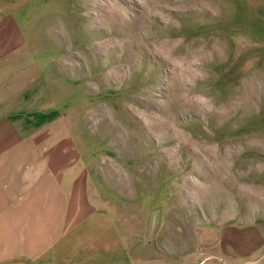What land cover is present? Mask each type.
<instances>
[{
  "label": "rangeland",
  "instance_id": "374dc122",
  "mask_svg": "<svg viewBox=\"0 0 264 264\" xmlns=\"http://www.w3.org/2000/svg\"><path fill=\"white\" fill-rule=\"evenodd\" d=\"M13 2L29 114L73 210L105 211L135 264L210 262L219 221L257 212L245 42L264 0Z\"/></svg>",
  "mask_w": 264,
  "mask_h": 264
},
{
  "label": "crops",
  "instance_id": "0c3cea01",
  "mask_svg": "<svg viewBox=\"0 0 264 264\" xmlns=\"http://www.w3.org/2000/svg\"><path fill=\"white\" fill-rule=\"evenodd\" d=\"M15 9L21 5L0 0V264H135L136 250L125 249L105 211L73 210L69 180L62 184L54 154L45 157L38 117L29 114L24 74L28 42ZM257 15L245 42L246 97L251 93L252 115L259 116L249 129L259 142L250 150L251 155L260 153L262 177L260 187L251 183L246 191L257 212L246 217V228L219 221L213 242L219 254H212L210 262L185 258L175 264H264V12ZM169 235L161 244L171 251L176 243L174 233ZM181 246L188 245L181 241Z\"/></svg>",
  "mask_w": 264,
  "mask_h": 264
}]
</instances>
